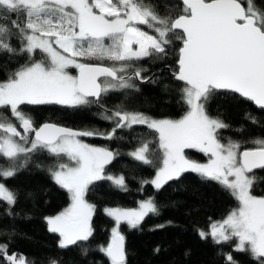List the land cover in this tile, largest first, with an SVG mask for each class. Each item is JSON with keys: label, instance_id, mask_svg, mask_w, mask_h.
Wrapping results in <instances>:
<instances>
[{"label": "snow or ice", "instance_id": "snow-or-ice-1", "mask_svg": "<svg viewBox=\"0 0 264 264\" xmlns=\"http://www.w3.org/2000/svg\"><path fill=\"white\" fill-rule=\"evenodd\" d=\"M0 21H8L0 23V55L17 63L0 80V180L13 178L39 153L53 158L52 164L36 167H46L68 195L67 207L44 218L48 231L59 237V249L93 237L96 206L86 197L95 182L108 180L127 191L123 175L106 172L120 153L82 138L119 139L118 131L142 125L155 134V146L144 140L127 153L155 168L154 177L141 184L160 190L189 172L216 182L236 206L208 231L200 230V237L264 264V194L254 193L256 183L264 181L256 175L264 171V137H225L222 130L239 134L246 129H232L207 110L218 93L237 94L264 110V0H169L166 5L156 0H0ZM170 54L176 55L172 75L181 82L185 106L180 118L158 119L123 105H104L109 93L127 96L129 90L139 91L137 82H152L144 75L149 69L137 66L142 61H167ZM38 106H96L99 118L112 127L100 132L48 122L37 126L30 107ZM245 118L258 123L250 113ZM187 150L206 161L191 159ZM17 200L18 194L0 182V202L8 205V215ZM104 213L114 226L98 251L109 264H126L121 225L137 228L150 214L158 215L155 199L142 200L136 208L106 207ZM10 243V238L0 242L2 264H35L9 252ZM221 255L224 264H238L232 252ZM48 264L61 262L49 258Z\"/></svg>", "mask_w": 264, "mask_h": 264}, {"label": "trees", "instance_id": "trees-1", "mask_svg": "<svg viewBox=\"0 0 264 264\" xmlns=\"http://www.w3.org/2000/svg\"><path fill=\"white\" fill-rule=\"evenodd\" d=\"M156 2L166 5L169 0ZM175 61V54H170L167 61H142L137 66L149 69L144 75L153 77L152 82H137L139 91L129 90L127 96L123 92L109 93L104 98V105L108 108L123 105L128 111L143 112L154 118L181 117L185 106L180 99L181 83L172 77L176 69ZM19 62L23 63V60ZM16 66L15 60L9 63L5 55H0V80L5 79L7 71ZM207 110L210 115L219 116L232 129L241 126L246 129L239 134L222 130L225 137L230 136L234 140L264 137V110L254 107L237 94L218 93L208 103ZM100 111L96 106L78 109L30 107L37 126L52 122L78 130L106 132L112 125L99 118ZM249 113L256 117L258 123H251L245 118ZM117 136L120 138L114 140L84 138L89 143L120 153L106 167V172L114 176L123 175L127 191L115 187L108 180L95 182L86 197L96 206L92 218L94 233L88 242L80 246L59 249L58 235L50 233L46 226L44 218L64 208L69 200L67 192L52 180L47 168L36 167L37 164H52V157L39 153L13 178L0 180L18 194L12 215L7 214L8 205L0 202V242L11 239L9 252L22 253L35 264H48L49 258H59L61 264H109L108 259L98 251V246L108 242L114 225V221L104 213V208L133 207L141 199L154 197L158 215L150 214L137 228L121 225L125 236L126 264H224L221 253L226 252H232L238 264H255L247 253L234 252L229 245H217L211 238L202 239L199 235L200 230L207 231L211 222L223 218L236 206V201L227 191L216 182L203 180L191 172L183 174L179 180L168 182L160 190L151 184L142 185L141 181L154 177L155 168L134 161L127 153L144 140L152 141L155 146V134L146 126L136 125L118 131ZM188 152L198 160H204L203 154L195 150ZM256 175L264 177V171L256 170ZM254 193L264 194V181L256 183ZM82 248L88 249L87 255L82 253Z\"/></svg>", "mask_w": 264, "mask_h": 264}, {"label": "rangeland", "instance_id": "rangeland-1", "mask_svg": "<svg viewBox=\"0 0 264 264\" xmlns=\"http://www.w3.org/2000/svg\"><path fill=\"white\" fill-rule=\"evenodd\" d=\"M180 118V117H179ZM159 119V118H158ZM176 119H178V118H176ZM83 140H84V142H86V143H88V144H90V145H93V146H96V147H103V148H106V147H104V146H102V145H99V144H94V143H89V142H87L84 138H82ZM188 154V156L191 158V159H194V160H197V161H199V162H205L206 161V157L204 156V160H198L197 159V157L196 156H194V155H192V154H190L189 152L187 153ZM148 198V197H147ZM147 198H144V199H141V200H139L138 202H137V204L135 205V206H133V207H122V208H136V207H138V203L140 202V201H142V200H145V199H147ZM68 203H69V200H68ZM68 203L66 204V206L65 207H67L68 206ZM64 207V208H65ZM111 207H114V206H111ZM64 208H62L61 210H59L58 212H56L55 214H52V215H49V216H54V215H56V214H58L60 211H62ZM106 208V207H105ZM104 208V209H105ZM226 216V215H225ZM224 216V217H225ZM46 217H48V216H46ZM223 217V218H224ZM223 218H221V219H223ZM221 219H219V220H221ZM219 220H217V221H219ZM46 222V221H45ZM212 223V222H211ZM46 226H47V223H46ZM114 226V225H113ZM209 226H210V224H209ZM47 228H48V226H47ZM208 229H209V227H208ZM208 229H207V231H208ZM59 239V238H58Z\"/></svg>", "mask_w": 264, "mask_h": 264}, {"label": "water", "instance_id": "water-1", "mask_svg": "<svg viewBox=\"0 0 264 264\" xmlns=\"http://www.w3.org/2000/svg\"><path fill=\"white\" fill-rule=\"evenodd\" d=\"M176 65V64H175ZM74 74H75V72H74ZM172 77H173V75H172ZM174 79V78H173ZM181 83V82H180ZM251 104L254 106V107H256L252 102H251ZM257 108V107H256ZM43 123H46V122H43ZM43 123H41V124H43ZM48 123H52V122H48ZM41 124H39V125H41ZM55 124V123H54ZM38 125V126H39ZM57 125H59V124H57ZM59 126H63V127H67V126H64V125H59ZM67 128H71V127H67ZM71 129H74V128H71ZM74 130H78V129H74ZM111 130V128L108 130V131H110ZM83 138H95V139H104V138H102V137H100V136H96V137H83Z\"/></svg>", "mask_w": 264, "mask_h": 264}]
</instances>
